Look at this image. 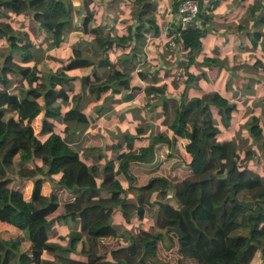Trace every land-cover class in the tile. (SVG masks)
I'll return each instance as SVG.
<instances>
[{
    "label": "trees",
    "instance_id": "obj_1",
    "mask_svg": "<svg viewBox=\"0 0 264 264\" xmlns=\"http://www.w3.org/2000/svg\"><path fill=\"white\" fill-rule=\"evenodd\" d=\"M89 1L82 0L80 28L93 35L100 51L111 46L122 49L125 55L117 59L118 66L107 55H99L94 62L72 48L71 57L54 70L42 62L41 74L39 48L34 47L25 28L9 24L7 12L28 15L48 44L59 45L71 22L69 5L64 0H0V37L6 41V50L0 52V221L22 231L21 237L0 235V264H264V149L256 161L263 162L261 173L248 166L249 160L239 161L236 142L212 134L218 130L217 121L227 123L234 105L216 91L189 93L190 87L197 88L203 73L190 72L186 66L192 60L191 52L201 47L210 8L200 6L198 24L169 23L168 32L186 50L183 86L170 94L164 93L167 83L146 87L160 98L159 104L146 108L143 120L134 127L136 135L147 141L137 145L135 135L126 132L114 155L88 162L53 130L51 117L59 116L77 126L87 123L84 111L75 105L59 110L57 100L67 97L66 86L73 78L66 70L102 67L101 76L95 71L93 78L83 74L80 84L90 95L96 97L108 90L117 100L114 94L130 88L127 75L131 69L141 79L157 78V73L138 67L146 60L144 41L159 31L153 5L149 10L145 7L152 0H131L135 6L132 21L122 32L108 28L105 34L102 25L87 26ZM12 52L18 53V60ZM12 75L18 81L13 85ZM24 78L26 86L21 83ZM132 94L128 91L125 97L132 98ZM158 105L171 132L163 137L167 151L155 144L160 141L153 132ZM38 109H42V117L34 132L25 119ZM251 119L242 124L248 134L255 123ZM179 128L187 136L185 142H180ZM178 145L188 153V160L178 154ZM9 166L17 177L31 180L27 198L10 187ZM43 180L72 195L71 201L62 203L60 218L69 216L77 226L67 231L63 247L48 241L53 220L49 215L57 208L58 198L53 191L41 192ZM123 182L127 187L120 185ZM167 195L175 205L164 200ZM113 214L127 223L135 215L146 220V226L124 232L125 226L118 225ZM100 237L109 241L102 242ZM160 246L174 250L172 263L159 252ZM255 258L258 260L253 263Z\"/></svg>",
    "mask_w": 264,
    "mask_h": 264
},
{
    "label": "crops",
    "instance_id": "obj_2",
    "mask_svg": "<svg viewBox=\"0 0 264 264\" xmlns=\"http://www.w3.org/2000/svg\"><path fill=\"white\" fill-rule=\"evenodd\" d=\"M106 1L107 4L110 3L109 0H92V5H90V7V3L87 4V7L90 9L91 16L93 15V10H95L92 9L94 4L99 7H105ZM155 1L158 0H152L153 8ZM169 2L171 5L169 7L166 6V12L161 19L162 21L160 20V18H156L159 24V29L163 23H165L166 21L168 22V20L166 19L169 18L171 13L174 11L172 10V3L175 2V0H170ZM77 4L80 5V8L77 6L76 9L83 11L84 8L82 7V0H78ZM94 8L97 7L94 6ZM7 15L9 16V19H7V21L12 27L20 25L28 31L30 41L32 42L34 47L38 49L37 45L34 42H39L41 40V37L45 39V35L38 31L37 26L30 19V17L22 13L14 12H7ZM81 16L83 17V15ZM81 16L80 20L82 18ZM156 16L157 15L155 12V17ZM206 16L207 18L204 24L205 33L200 38L201 47L197 52H191L192 60L186 66V70L193 73L202 72L203 75L197 81V88L190 87L189 93L198 95L195 92L193 93V90L203 91L204 88L205 92L216 91L222 96H225L228 101L232 105H234V107L229 110L228 117L230 118V120H233V118L236 120V127H240L241 130V132L239 133L241 134L239 138L243 139V135H245L246 129L242 128L241 126L243 123H245L246 120H248V117L251 116L252 121H255L256 124L260 123L264 126V0H251V2L250 0H215L212 9L206 12ZM112 20H115V17H112L111 19H104L101 22L91 23L90 26L102 25L104 27L103 34H105L108 28H112ZM194 23L198 24L199 21ZM114 25L116 26L117 24ZM77 29L82 33L84 32L81 30L80 25L79 27H77ZM114 31L122 32L124 31V28L122 27V29L118 30L115 27ZM111 32H113V30ZM89 35V37H86L87 35L84 36L85 39H80L85 41L82 42V44L85 46H83V48L80 47V51H83L84 53L82 54V56H86L95 62L99 55L104 54L114 62L117 61L118 58H122L125 55L122 53L123 50L118 48L117 46H111L107 50L100 51L97 47V43L93 38V35L91 33ZM156 35H159V39L163 37L161 33ZM152 37L153 36H150V38ZM251 40H253V42ZM45 42L46 48L49 49L47 52V57L51 59L56 58V60L53 61H57L58 63V65H54L53 63L48 64L47 61L45 62L46 67L50 70H54V68L60 67L63 63H65L64 61L66 60V58L62 55L55 57V55H51V52L55 54L54 48L63 46L64 41H61L59 45H50L48 44L47 40ZM176 45V47H179L178 44ZM176 47L167 46L170 51L176 50ZM143 48L146 60L138 67L144 69L148 73H157V78L155 80H152V78L148 77H146L145 79H141L134 69V73L136 74V77L141 81V83H129L130 88H121L118 94H114V97H119L118 100L114 99L112 96H109L107 94L108 90L96 97L93 94L90 95L86 92L85 87L80 84L79 77L81 75L88 74L90 78H93L92 72L95 71L97 75L101 76L104 72L102 67L95 66L93 71L91 69V66L75 67L66 70V72L71 74L73 78L70 79L69 85L66 86L67 97L64 100H57L59 110L63 111L69 106L75 105L84 111V114L87 118V123L77 126L71 121L65 122L61 120L59 116L55 118L51 117L50 121L53 123L54 131L57 124L61 125L60 132H55L59 133L61 137L69 140L70 145L78 150L80 157L87 159L88 162L103 160L104 156L110 157L114 155L118 150H120V147L118 148L116 145L117 143L122 141L123 134L126 132L130 133V131L123 127V125L125 126L130 124L134 128L135 124H138L143 120L146 108L154 105L155 103L159 104L160 98L158 96V93L151 91L148 92L146 91V87L148 88L150 85H159L160 87H162L163 83H167V88H164V93L170 94L179 92L183 86V56L186 50H183L180 47L182 52L181 55H176V53L168 52V58L170 57L169 55H174L175 63H172L171 65L173 66L174 64H176L178 69L177 72H180V76L171 77L168 81H166L165 76H167L168 68L170 67L163 62L158 63V65L156 63H152L151 65L147 66L149 60L155 58V51L153 50V48L146 46V44L143 45ZM71 49L72 48L70 47L68 51L71 52ZM5 50L6 41L3 37H0V52H3ZM42 53L43 52L39 49V58L42 57ZM156 54L157 61H160L162 57L161 48L160 51L156 50ZM12 57L13 59L18 60L19 55L17 52H12ZM114 63L117 64L118 61ZM12 79L15 80L13 75ZM172 79L176 81V84L170 83V80ZM77 81L80 85L78 89H76L75 87ZM13 84L11 82V85ZM172 88H174L175 90H173ZM166 89H169L168 92H166ZM131 90L133 92L132 98H126L125 94ZM150 93L153 95V97L155 98L154 101L156 102L150 103L151 105H147V101H139L140 103H135L137 101H134V99H136L137 97L143 98V96L147 98L151 96ZM123 101L127 103V105L122 109H118L117 106ZM145 104L147 105L146 107ZM90 112L91 118H89ZM41 115L42 109H38L32 116L25 119L27 123L31 124L34 132H37L39 129V126L36 127L37 123L35 119L39 118ZM159 117L160 114L158 112V117L155 122V128L153 129V132L157 131V122ZM161 121L163 122L166 120L163 117ZM96 126L97 129H93ZM114 128L116 132H114L113 134H115V136H118L116 140L111 141V132L107 133V130H112ZM135 138L138 139L136 141V144H140L141 137L137 136L135 133ZM142 138L144 139V137ZM121 146H123V144H121ZM178 146H176V149ZM98 155H100V157H98ZM182 158L184 160H188L184 157ZM259 163L263 168L262 160H260ZM24 165L28 166L29 164L24 163ZM248 166H250V162ZM7 171L8 175H10L12 178L9 182L10 187L20 190L23 195L25 188L27 187L26 182L31 180L29 178L17 177L16 171L12 166H9L7 168ZM261 171L259 173H261ZM43 182L48 183L49 181L43 180L41 182V192L43 194H47L50 191H55L56 193H54L58 198V206L54 211L56 213L53 214L54 212H52L49 215V217H51L53 220L51 223V232L48 241L53 242L60 247H63L65 246L66 242H58V237L60 236L58 234L66 230L64 227H62L63 224H67V222L70 223V221H72L71 227H76L77 222H75V220H72L69 216H67L66 218H60L62 211L57 212V210L60 206V203L62 208V203L71 201L72 195H70L71 197L66 201L60 202V194H63L64 192L69 194V191L62 186H53V188H50L48 192H43ZM122 184H124L122 185V187H127L128 183L123 182ZM30 190L28 194L23 195V198H27L29 196ZM149 216L150 213L145 216V219H148ZM58 217L60 221L59 223H56L57 227H55L53 225V221ZM113 219L117 222V224L121 226L126 227L129 225V223H124L122 221V218L119 214H113ZM143 221L146 226V220ZM70 228H68L67 230H69ZM0 235L3 238H10L14 236L21 237L22 231L9 222L0 221ZM108 241L109 239H107V242Z\"/></svg>",
    "mask_w": 264,
    "mask_h": 264
},
{
    "label": "rangeland",
    "instance_id": "obj_3",
    "mask_svg": "<svg viewBox=\"0 0 264 264\" xmlns=\"http://www.w3.org/2000/svg\"><path fill=\"white\" fill-rule=\"evenodd\" d=\"M77 1L78 0H64V3L65 5L68 4L69 7H70V15H71V22L68 26H66L63 30V33H62V40L61 41H64V45L61 46V47H55L54 48V53L53 54L51 52V55H55V57H58L60 55L64 56L67 59H69V56L71 57V55L73 53L69 52L68 49L71 47L73 49H78L79 52H80V55L84 54L83 51H80V47L83 48V45L82 42H85L84 40H80V39H85L84 36L86 37H89L90 33H82L81 31H78L77 27H79L81 21H80V16L82 15V13H84L82 10H77L76 7L78 6L80 8V5L77 4ZM110 3L107 4V1L105 2L106 5L105 7H99V6H96L94 3V6L97 7V8H93L92 9H95L93 10V15L91 16L92 19H90V21H88L87 23V26H90L91 23H96V22H101L103 21L104 19H111L112 17H115V20H112L113 22V26H112V30L114 31L115 30V27L120 30L122 29V27L125 29V25H122V24H127V23H130L132 21V16H133V12H134V9H135V6L134 4L131 2V0H109ZM170 0H158V1H155L154 3V8H155V12H156V18H160V20L163 18V15H165V12H166V6L169 7L171 4L169 2ZM90 3V4H89ZM167 3V4H166ZM89 4V7L90 5H92V0H90L88 2ZM153 4H146L145 7H147V10L150 9V7L152 6ZM65 7V6H64ZM153 7V6H152ZM82 17V16H81ZM168 20V22L166 21ZM165 21V23H169L170 22V17L167 18ZM162 21V20H161ZM199 20L197 19V22ZM165 23H161V27L158 31V34H160L162 32V26L165 24ZM35 24V23H34ZM114 24H117L116 26ZM38 29V28H37ZM50 35V34H48ZM41 40L38 42V41H35L34 43L37 45V47L43 52L42 53V57H40V60L38 61L37 65H39L40 69H41V74L44 73V67H42L40 64L42 62H47L48 64L50 63H53L54 65H58L57 61H53V60H56L55 59H51V58H48L47 57V52H48V48H46L45 46V39L43 37L40 38ZM86 39H89V38H86ZM166 38L165 37H161L159 39V35H156V36H153L152 38H148L147 40L144 41V44H146V46L148 47H151L153 48V50L155 51V58H152V60H149V62L147 63V66L151 65L152 63H156L158 65V63H166L170 68H168V74L167 76H165V80L168 81L171 77H175V76H180V72H177L178 69H177V66L176 64H174L173 66L171 65L172 63H175L174 62V55H169L170 57L168 58V52L169 53H176V55H181L182 52H181V48L180 47H176L177 43L173 46V47H176L177 49L176 50H173V51H170L167 46L168 44L165 42ZM49 41H50V38H49ZM166 43V44H165ZM167 45V46H166ZM156 46H159L161 48V53H162V57H161V60L160 61H157V54H156V50L160 51V48L159 47H156ZM166 47V48H165ZM50 53V52H49ZM119 53V51H118ZM175 55V56H176ZM165 64V66H166ZM144 68V67H142ZM162 71V70H161ZM128 75H127V80H128V83L130 84H136V83H141V81L136 77V74L134 73V69H131L130 71H128ZM10 81L12 82V84L15 82V80L12 79V77L10 78ZM22 84L24 86H26V82H27V78H24L23 80H21ZM18 83V81H17ZM69 83V82H68ZM206 86V85H205ZM65 87V86H64ZM76 89H78V87H80L78 81H77V84L75 85ZM176 88V87H175ZM173 90H175L174 88H172ZM125 90V89H124ZM150 92V91H149ZM201 93V92H205L204 88H203V91H195L193 90V93ZM124 93V92H122ZM140 95V93H139ZM151 96L145 98L143 96L142 97H137L136 99H134V101H137L135 103H140L139 101H147V105H151L150 103H154L156 101L155 98L153 97V95L150 93ZM127 105V103H125L124 101L119 104L117 106L118 109H122L124 108L125 106ZM145 104V107L147 106ZM211 109L213 110V114L215 113V108L214 107H211ZM158 112L160 114V117L158 119V126H157V131L154 133L156 134V136L158 135V137L160 138V141L156 142L155 144L157 146L160 147V149L162 151H167L168 148H167V144L166 142L163 140V137L165 135H169L171 132L169 130V128L167 127L166 123H163L161 121V119L164 117V115L161 113V109H160V106L158 105ZM89 118H91V112L89 113ZM42 115L35 119L36 120V127H38L40 125V119H41ZM161 121V122H160ZM236 120L233 118V120H230V118L228 117V120H227V123H222L221 121L220 122H216V125L218 127V130L216 132H213L212 134L214 136H216V138L218 139H224V138H230V139H233L235 142H236V150L238 152V155L240 156L239 157V161L241 162H245L247 160H249L250 162V168L251 169H254L255 171H258L260 172L262 170V167L260 166V163H257V158H261V155L263 154V149H264V145H263V140H264V126L262 124H256L254 123L251 127H250V131L251 133L248 134L247 131L245 133L244 138L243 139H240V135L239 134L241 132L240 130V127H236ZM126 124V123H124ZM58 125V126H57ZM56 127H55V131H58L60 132V127L61 125L60 124H57ZM59 127V128H57ZM123 127H125L126 129H128V131H130V133L132 135H135V130L134 128L132 127V125L128 124V125H123ZM242 128H244L243 126H241ZM238 128V129H237ZM93 129H97V126L94 127ZM108 132L107 133H110V140L111 141H114L117 139V136H115V134H113L114 132H116L115 128L112 129V130H107ZM125 132V131H123ZM178 137L180 139V142H184L187 140V136L186 134L183 133L182 129L179 128L178 130ZM106 138V137H105ZM121 138V137H120ZM141 143L147 141V139H143L141 138ZM263 145V146H262ZM177 152L179 155H181L182 157H184L185 159H189V155L187 152H185V150L179 145L177 147ZM248 152V153H247ZM242 157V158H241ZM11 169V168H10ZM27 184V187L25 188V191L23 193V195H26L28 194L29 190L31 189V186H32V182L31 181H28L26 182ZM43 185H44V188H43V192H48L50 190V188L52 189L54 185H52V183L48 182V183H45L43 182ZM121 186L124 185V184H120ZM128 193L131 194V196L133 197V194L134 192L129 188L127 189ZM55 192V191H54ZM56 193V192H55ZM169 193V192H168ZM22 195V193H21ZM22 195V197H23ZM70 192L69 194L68 193H63V194H60V202H64L66 201L67 199H69L71 196H70ZM164 200H166L167 202H169L170 204L172 205H175L174 203V200L169 196L167 195ZM59 208L57 210V212H61L62 211V208H61V203L59 204ZM56 212H54L53 214H55ZM60 219L59 217L57 219H54L53 221V225L55 227H57L56 223H59ZM122 221L124 223H127L124 221V219H122ZM119 225V224H118ZM72 226V221L67 222V224H63L62 227H64L66 230H64L62 233L58 234L60 235L57 239H58V242L62 243V242H66L67 240V229L70 228ZM138 227H145V224H144V221L143 219L140 220V219H137L136 216L134 215L133 216V220L131 221V223H129L128 226L125 227V231L124 232H134V229L135 228H138ZM126 235V233L124 234ZM107 239L106 237H100V240L102 242H107ZM159 252L167 257L168 259H170V262L172 263L173 262V256L175 255L174 253V250L173 249H165L163 247L160 246L159 248ZM107 258H109V255L106 256ZM258 258H255L253 259V263L257 262Z\"/></svg>",
    "mask_w": 264,
    "mask_h": 264
},
{
    "label": "built area",
    "instance_id": "obj_4",
    "mask_svg": "<svg viewBox=\"0 0 264 264\" xmlns=\"http://www.w3.org/2000/svg\"><path fill=\"white\" fill-rule=\"evenodd\" d=\"M176 9L170 15V22L183 26L187 23L197 22V13L200 6L212 8L213 0H175ZM169 24L165 23L162 26L161 35L166 38L168 46L173 47L176 42L173 38V33L169 31Z\"/></svg>",
    "mask_w": 264,
    "mask_h": 264
},
{
    "label": "clouds",
    "instance_id": "obj_5",
    "mask_svg": "<svg viewBox=\"0 0 264 264\" xmlns=\"http://www.w3.org/2000/svg\"><path fill=\"white\" fill-rule=\"evenodd\" d=\"M250 2H251V0H250Z\"/></svg>",
    "mask_w": 264,
    "mask_h": 264
}]
</instances>
